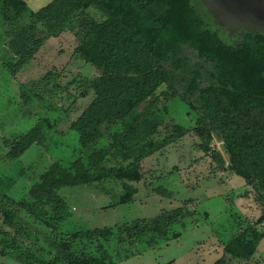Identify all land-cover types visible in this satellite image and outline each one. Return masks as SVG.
<instances>
[{
  "label": "trees",
  "instance_id": "16d2710c",
  "mask_svg": "<svg viewBox=\"0 0 264 264\" xmlns=\"http://www.w3.org/2000/svg\"><path fill=\"white\" fill-rule=\"evenodd\" d=\"M25 13L28 21L21 24ZM213 15L217 30L197 11L195 0H51L36 11L22 0H0V25L10 57L1 65L11 75L34 57L46 39L65 33L74 36L76 51L98 71L94 77L78 74L62 84L61 72L51 69L20 86L26 105L39 99L58 107L56 98L72 88L76 89L73 100L91 93V101L69 127L88 153L67 165L52 162L21 199L6 194L13 179L0 176L4 225L0 255L23 264H111L101 242L113 235L111 227L58 231L68 214L58 190L112 179L122 184L120 202L131 201L136 190L128 182L142 179V161L187 133L174 120L167 121L170 115L164 103L175 98L195 114L197 148L210 157L215 172L243 178L238 197L251 196L260 210L256 223L263 222L264 32L235 31L239 38L227 42L220 34L228 29ZM162 125L169 131L163 138ZM47 128L53 124L41 121L4 140L6 157L18 158L32 144L43 143ZM117 151L127 157L128 167L105 168L108 156ZM22 212L42 227L37 233L45 246L37 243L38 235L32 239ZM183 216L184 206H180L124 223L117 226V241L154 247L179 236L169 231ZM263 238L264 231L253 225L241 227L224 243V254L213 264L248 260ZM92 242H96L95 253L89 251Z\"/></svg>",
  "mask_w": 264,
  "mask_h": 264
},
{
  "label": "rangeland",
  "instance_id": "374dc122",
  "mask_svg": "<svg viewBox=\"0 0 264 264\" xmlns=\"http://www.w3.org/2000/svg\"><path fill=\"white\" fill-rule=\"evenodd\" d=\"M22 1L29 10L36 11L51 0ZM195 6L210 27L217 30L219 24L213 15L216 13L202 0H195ZM27 21L28 13H25L20 17V23ZM226 28L228 32L222 29L225 34H220L225 41L233 42L239 38L234 32L241 30ZM4 42L0 25V176L13 179V184L6 188V194L21 199L27 197L32 184L52 162L67 165L77 157H86L88 150L82 148L78 134L69 127L91 101L92 94L73 100L76 89L72 88L56 98L58 107H51L49 100L39 99H33L26 105L22 102L20 86L38 79L51 69L61 72L62 84L78 74L94 77L98 71L76 51L74 36L65 33L46 39L34 57L15 75H11L1 65L10 60ZM164 104L170 115L167 121L174 120L186 128L187 133L142 161V179L128 182L136 190L131 201L120 202L124 193L122 184L112 179L64 186L58 190L68 209L67 216L58 225V231L111 227L113 235L109 240L101 241L109 253L111 264H213L224 254V243L234 238L241 227L253 225L259 232L264 231V220L256 223L260 210L251 196L238 197L244 186L243 178L229 172H215L210 157L197 148L198 140L193 133L195 114L188 113L187 105L177 98ZM60 105L62 109H59ZM47 120L53 128L44 129L43 143L32 144L18 158L6 157L4 140H11L38 122ZM160 130L162 138L169 135L164 125ZM128 164L127 157H121L120 151H117L108 156L103 166L117 169L127 168ZM180 206H184V216L173 223L169 231V234L178 233V237L161 240L154 247L145 242L133 245L118 243L117 226L135 219L153 218L162 211ZM20 216L29 220L26 225L32 239L38 235L37 243L45 246L37 233L42 227L33 223L24 212ZM1 229L4 225L0 215ZM95 245L96 242L89 244L90 252L95 253ZM0 264L23 263L11 256L0 255ZM227 264H264V238L257 243L256 251L248 260L231 259Z\"/></svg>",
  "mask_w": 264,
  "mask_h": 264
},
{
  "label": "water",
  "instance_id": "95a60500",
  "mask_svg": "<svg viewBox=\"0 0 264 264\" xmlns=\"http://www.w3.org/2000/svg\"><path fill=\"white\" fill-rule=\"evenodd\" d=\"M202 1L221 17L229 29L264 32V0Z\"/></svg>",
  "mask_w": 264,
  "mask_h": 264
}]
</instances>
